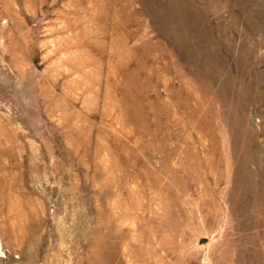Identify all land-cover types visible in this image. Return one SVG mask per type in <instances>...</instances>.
Listing matches in <instances>:
<instances>
[{
	"label": "rangeland",
	"instance_id": "obj_1",
	"mask_svg": "<svg viewBox=\"0 0 264 264\" xmlns=\"http://www.w3.org/2000/svg\"><path fill=\"white\" fill-rule=\"evenodd\" d=\"M0 264H264V0H0Z\"/></svg>",
	"mask_w": 264,
	"mask_h": 264
}]
</instances>
